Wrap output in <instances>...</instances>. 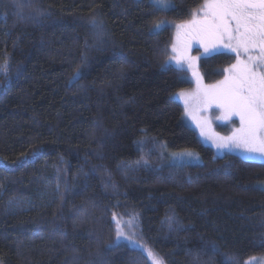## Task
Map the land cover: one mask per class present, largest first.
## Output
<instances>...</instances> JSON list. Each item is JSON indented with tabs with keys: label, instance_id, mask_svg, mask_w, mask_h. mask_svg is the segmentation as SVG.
I'll return each mask as SVG.
<instances>
[{
	"label": "trees",
	"instance_id": "16d2710c",
	"mask_svg": "<svg viewBox=\"0 0 264 264\" xmlns=\"http://www.w3.org/2000/svg\"><path fill=\"white\" fill-rule=\"evenodd\" d=\"M170 1L0 0V264L264 257V161L217 157L176 99L174 26L206 0ZM234 62L202 56L205 85Z\"/></svg>",
	"mask_w": 264,
	"mask_h": 264
},
{
	"label": "snow or ice",
	"instance_id": "6c2138e0",
	"mask_svg": "<svg viewBox=\"0 0 264 264\" xmlns=\"http://www.w3.org/2000/svg\"><path fill=\"white\" fill-rule=\"evenodd\" d=\"M204 9L203 18L192 21L196 31L218 41L226 39L225 47L238 56L241 49L247 54L250 47L259 46L258 56H249L246 63L238 59L232 66L235 72L226 77L225 88L213 86L206 91L209 100L221 99L226 117L232 114L240 117L241 128L233 136L222 138L225 143L220 146L231 141L249 152L264 154V72L256 71L264 67V0H207ZM232 41L236 42L235 46ZM205 51H208L207 46ZM148 255L153 257V264H162L153 253Z\"/></svg>",
	"mask_w": 264,
	"mask_h": 264
},
{
	"label": "rangeland",
	"instance_id": "374dc122",
	"mask_svg": "<svg viewBox=\"0 0 264 264\" xmlns=\"http://www.w3.org/2000/svg\"><path fill=\"white\" fill-rule=\"evenodd\" d=\"M161 9H169L172 6L170 0H151ZM207 0L205 1V3ZM195 13L193 18L187 22L179 23L174 26V33L171 43V57L169 62L177 68L183 69L190 74L192 86L176 94L177 101L183 106L185 122L192 127L201 141L211 147L217 157L227 153L237 155L250 161H264V154L259 152H249L243 146H237L228 141L226 146H220L225 143V139L233 136L241 128L240 117L236 114L225 116V108L221 106L219 98L209 100L206 97V91L213 86L223 89L226 77L231 76L235 70L232 66L237 64L238 59L241 62H247L249 56L259 55V46H252L249 52L245 54L241 49L239 56L231 48L225 47V41H218L212 36H205L196 31L192 26L195 18L200 20L204 16V5ZM159 24L160 27H156ZM154 27V31L159 32L166 26L165 22H159ZM185 26V27H180ZM235 27V24H232ZM235 41H232L235 46ZM207 46L208 51H205ZM218 52H229L235 55V62L224 70V76L213 85H205L199 70V60L202 56H210ZM228 70V71H226ZM257 72H264V67L257 68ZM203 132V134H202ZM191 153V155H189ZM165 167H175L181 165H199L202 163L200 155L195 151L168 152ZM153 264V261H152ZM244 264H264V257H252Z\"/></svg>",
	"mask_w": 264,
	"mask_h": 264
}]
</instances>
